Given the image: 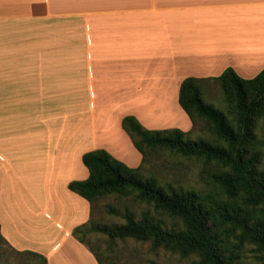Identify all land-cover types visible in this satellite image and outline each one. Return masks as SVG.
<instances>
[{
  "label": "crops",
  "instance_id": "crops-1",
  "mask_svg": "<svg viewBox=\"0 0 264 264\" xmlns=\"http://www.w3.org/2000/svg\"><path fill=\"white\" fill-rule=\"evenodd\" d=\"M229 67L247 79L264 69V0H0L3 237L48 264H99L73 234L92 217L69 188L89 177L83 155L139 166L123 118L194 130L182 82Z\"/></svg>",
  "mask_w": 264,
  "mask_h": 264
},
{
  "label": "trees",
  "instance_id": "trees-1",
  "mask_svg": "<svg viewBox=\"0 0 264 264\" xmlns=\"http://www.w3.org/2000/svg\"><path fill=\"white\" fill-rule=\"evenodd\" d=\"M214 79L225 94L228 112L204 99L206 79H184L179 99L195 125L205 123L212 139H193L194 130L148 129L136 116L127 115L122 125L143 156L139 166H129L106 149L83 155L89 177L71 181L69 188L91 203L92 217L73 234L89 246L99 264L106 263L90 245L94 231L111 239L149 241L154 248L181 257L194 255L200 264H248L249 253L254 264H264V138L258 133L264 122V69L247 79L229 67ZM160 151L201 162L199 176L207 188L145 174L143 163ZM109 195L133 198L149 209L140 218L134 212L126 214V221L119 225L97 226L95 204ZM150 208L179 220L180 227L167 226ZM108 210L115 212L112 206ZM0 239L6 240L1 225ZM21 253L31 256V264H48L45 255L30 250Z\"/></svg>",
  "mask_w": 264,
  "mask_h": 264
},
{
  "label": "rangeland",
  "instance_id": "rangeland-1",
  "mask_svg": "<svg viewBox=\"0 0 264 264\" xmlns=\"http://www.w3.org/2000/svg\"><path fill=\"white\" fill-rule=\"evenodd\" d=\"M202 85L204 99L218 109L228 112V103L218 81L203 82ZM4 107L5 101H0V110ZM258 133L264 138L263 121L260 122ZM191 136L193 139L205 138L210 140L213 138V134L202 121L197 122ZM202 168V163L196 159H187L170 151L154 153L143 163V170L147 175H157L175 184L205 189L207 187L199 176ZM16 198L23 207L26 206L27 199H31V197L26 198L21 194L16 195ZM95 205L93 217L97 226L119 225L126 221V214L134 212L140 218L142 212L149 209L148 205L138 203L133 198L117 195L103 197ZM109 206L115 208V212H110L108 210ZM150 210L152 215L164 221L167 226L180 227L179 220L157 213L151 208ZM35 213V211L32 212V214ZM89 242L95 250L101 253L106 264H200L199 258L194 255L181 257L179 254L164 248H154L149 241L111 239L100 231H94L89 236ZM247 261L248 264L255 263L252 253H249ZM31 263L30 255L21 253L20 250L11 246L7 240L0 239V264Z\"/></svg>",
  "mask_w": 264,
  "mask_h": 264
}]
</instances>
